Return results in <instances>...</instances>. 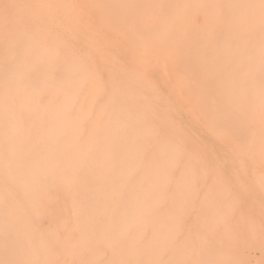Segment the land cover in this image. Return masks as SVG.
Here are the masks:
<instances>
[{
	"label": "bare ground",
	"instance_id": "6f19581e",
	"mask_svg": "<svg viewBox=\"0 0 264 264\" xmlns=\"http://www.w3.org/2000/svg\"><path fill=\"white\" fill-rule=\"evenodd\" d=\"M0 264H264V0H0Z\"/></svg>",
	"mask_w": 264,
	"mask_h": 264
},
{
	"label": "rangeland",
	"instance_id": "374dc122",
	"mask_svg": "<svg viewBox=\"0 0 264 264\" xmlns=\"http://www.w3.org/2000/svg\"><path fill=\"white\" fill-rule=\"evenodd\" d=\"M206 133H203V138H205V139H210V137L208 136V135H205ZM211 140V139H210ZM211 142L213 143V146L214 147H216L217 149H220L221 148V144H219L218 142H216V141H212L211 140Z\"/></svg>",
	"mask_w": 264,
	"mask_h": 264
}]
</instances>
